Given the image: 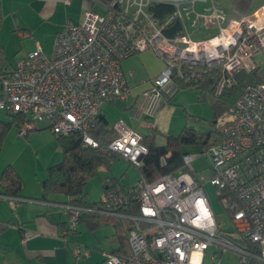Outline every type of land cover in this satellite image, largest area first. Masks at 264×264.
Segmentation results:
<instances>
[{"label": "built area", "instance_id": "obj_1", "mask_svg": "<svg viewBox=\"0 0 264 264\" xmlns=\"http://www.w3.org/2000/svg\"><path fill=\"white\" fill-rule=\"evenodd\" d=\"M150 1L111 0L104 13L87 7L78 23L68 21L58 32L51 55L37 43L14 66L0 68V108L23 117L20 136L46 121L55 134L80 130L86 144L100 148L90 129L105 101L127 98L130 87L122 63L144 49H153L165 62L143 93L150 98L151 115L183 65L222 67L229 76L218 83V92L234 83L236 72L259 67L264 16L252 24L251 16L231 18L215 2L203 11H197L193 1L176 2L173 14L160 24L146 9ZM173 19L181 21L183 30L165 36L162 29ZM199 26H217L219 33L195 40L193 29ZM229 113L221 140L205 152L211 183L225 202L232 230L220 231L205 186L195 176L193 161L198 154L187 153L183 167L187 170L179 173L153 181L141 177L127 187L106 181L102 202L85 210L130 220L131 255L111 252L101 264H221L226 252L238 256L237 262L228 264H264V78L247 83ZM113 128L109 147L139 165L148 153L143 136L123 120ZM56 205L68 214L70 229L75 230L81 208ZM133 209L137 211H128Z\"/></svg>", "mask_w": 264, "mask_h": 264}, {"label": "rangeland", "instance_id": "obj_2", "mask_svg": "<svg viewBox=\"0 0 264 264\" xmlns=\"http://www.w3.org/2000/svg\"><path fill=\"white\" fill-rule=\"evenodd\" d=\"M214 2L219 8L226 11L228 15L254 12L264 4V0H214ZM102 6L105 11L107 5L102 4ZM95 9L100 12L102 11L98 7H95ZM261 10L253 15L255 17L258 16V14L260 15ZM262 12L264 15V11ZM67 14V8L59 7L54 19L43 23L42 26L38 23L34 28L35 30L33 29V35L30 37H10L11 32L8 31V24L3 22L1 41L3 44H7V62L9 64L11 62L15 63L18 58L33 52L36 49L37 42L42 45L47 55H51L55 40L52 30H55L57 24L63 25V28L65 27L69 21ZM263 15L261 16L263 17ZM205 35L206 32L204 29H198L197 32L192 35V38L199 40L204 38ZM144 52L145 54L141 56V63L143 62L149 65L157 59V61L163 65V59L151 48L137 52L133 54V57ZM256 62L264 69L263 52L257 55ZM148 82V87H152L150 80ZM173 92V95L170 96L169 99H167V96L165 97L164 104L153 118L146 119L148 113L139 117L136 109L131 107L132 100L126 103V101L121 99V104L113 106V110L110 113V120L112 124L118 120L125 121L129 126L133 124L137 131L143 135L148 134L155 126H159L167 134L178 135L185 126L193 127L198 134L208 132L214 133L221 121L225 120V116H228V113H226L227 111H223L227 106L225 98L218 97L217 94L211 91L206 90L200 93L197 89L180 87L176 91L173 89ZM0 119L9 121L12 117L9 113L0 108ZM138 123L140 126L137 125ZM47 124L46 121L37 122L39 126H47ZM38 131L40 132V137L37 141L33 144H27L18 138H25V136H20L18 134L19 125L15 122L8 130L0 151V165L4 166L8 163H15L24 170L25 176L29 175L31 179H36L38 177L37 175H39L40 178H45L49 164L52 165L62 160L63 152L60 148L57 135L50 127L42 128ZM158 142L164 143L165 137H159ZM188 150L191 153L198 154L193 161L195 176L201 180L205 186L220 231L226 234L228 231L232 230L233 225L227 217L224 200L218 195L217 187L211 183V164L205 152L206 146L202 144H193L188 146ZM184 169L187 170V167ZM109 174L120 178L122 183L130 182L131 184H135L139 181V170L137 167L134 164H130L125 157L120 156L114 162L111 171L102 169L97 176H94L88 181L87 192L89 193L88 199L91 202L103 200L105 182L107 181L106 177ZM60 198H63V196H60ZM57 217V220H60L58 215ZM61 220L66 222L67 228H70L68 216L65 212ZM79 227L81 229L79 232L71 230L70 233L63 238L64 241L69 239L70 242L71 249L69 252L72 259L71 264H97L101 262L108 254L105 253L104 250H110L111 247L115 245V243L110 241V237L114 231L113 224L104 223L95 231H91L85 226ZM76 250H78V253H75ZM87 254L88 256L86 257L85 255ZM237 260V254L226 252L223 255L221 264H228L230 262L235 263Z\"/></svg>", "mask_w": 264, "mask_h": 264}, {"label": "trees", "instance_id": "obj_3", "mask_svg": "<svg viewBox=\"0 0 264 264\" xmlns=\"http://www.w3.org/2000/svg\"><path fill=\"white\" fill-rule=\"evenodd\" d=\"M102 1L108 6L111 0ZM146 9L154 20L162 24L173 14L175 5L168 1L151 0ZM2 22L3 12L0 1V31ZM162 30L165 36L173 37L182 32L183 25L179 19H173ZM15 64L16 62H11L10 64L7 62V57L0 45V68L12 67ZM228 76L229 73L220 66L209 67L201 63L193 66L183 65L181 73H174L173 85L175 91L180 87L197 89L200 93L206 90L211 91L217 94L218 97L225 98L227 106L223 111H227L228 116H225V120L221 121L214 133L198 134L193 127L185 126L180 134L173 135L165 133L159 127H153L148 134L142 135L143 142L148 147V153L141 157L139 165L127 159L130 164H134L139 170V179L144 177L147 181H153L163 175L179 173L184 167V155L191 153L188 150V146L202 144L207 148L219 143L223 126L231 120L230 107L241 96L243 88L247 83L256 82L264 78V69L259 66L251 71L241 70L236 72L233 75L234 83L224 86L221 92H218V83L223 77ZM9 114L12 117L11 120L5 121L0 119V151L8 130L15 122L20 124L23 120V117L20 115ZM113 125L109 123L102 113L96 125L90 129V134L100 142V148L86 144L83 139V133L80 130L73 131L67 135L56 134L63 157L58 163L52 164L47 168L46 177L41 180L42 195L40 199L54 204V206L56 204L67 203L80 207L79 223L84 222L91 230H95L103 223L112 221L114 225V238L119 244L118 248L113 250L112 253L127 256L131 255L129 231L132 222L128 219L106 216L85 210L99 206L102 202V200L91 202L88 199V181L97 176L102 169L111 171L114 162L121 156L109 147L115 136ZM161 136L165 137L164 143L158 142V138ZM106 179L119 184L118 179L111 174L107 175ZM22 191L23 183L20 173L14 165L7 164L0 174V195L8 196L14 200L21 199L23 198ZM60 196H63V198H60ZM59 209L64 213L61 208ZM128 211L136 212L137 209ZM59 221L61 220H58V224L60 223ZM4 227L5 225L0 223V230L4 229ZM77 228L72 231H76ZM70 231L71 229L66 227L63 230L64 236L69 234Z\"/></svg>", "mask_w": 264, "mask_h": 264}, {"label": "crops", "instance_id": "obj_4", "mask_svg": "<svg viewBox=\"0 0 264 264\" xmlns=\"http://www.w3.org/2000/svg\"><path fill=\"white\" fill-rule=\"evenodd\" d=\"M0 1L2 5L3 22L5 24H8V28L10 29H8V31L11 32L10 37L12 36L13 38L32 36L33 29L37 26V24L39 23V25L42 26L43 23L54 19L59 7L67 8L69 21L75 23H78L80 21L81 13L83 9L87 7H91L99 13L105 12L102 6V4H104L102 0H69V2H67V0ZM163 1L172 3H190L193 1L195 9L197 11H203L206 7H209L212 2H214V0ZM95 7H98L102 11L100 12L96 10ZM262 8H264V4H262L254 12H245L228 16L237 19H240L241 17H249L254 13H257ZM62 29L63 25L57 24L55 26V30H52L54 37H56L58 32ZM198 29H204L206 32L205 37L199 40L209 39L219 33V27L217 26L206 28L199 26L193 29V34H195ZM1 33L2 30L0 31V45L5 56L8 57L6 55L8 50L6 46L7 44H3V42L1 41ZM144 54L145 52L140 55H136V57H133V55H131L122 63L130 87L129 95L126 99L122 100L126 101V103L132 100L131 107L136 109L139 117H141L143 114L146 115V113H148V111L150 110V98L143 97V93L151 88L148 87V81L150 80L153 85V79L157 75H159L165 68V62L163 63V65H161L159 61H157V59L155 60V62H152L149 65H146L143 62L141 63V56ZM173 89L174 85L171 84L165 89V94L163 95H165V97L167 96V99H169L170 96H172L174 93ZM122 100L121 98H115L107 100L102 104V113L105 115L110 124H112L110 120V113L113 110V106H118L119 104H121ZM163 104L164 103H162V105ZM160 107L155 111V113H153L152 116H150V114L148 113L146 119L153 118ZM137 125L140 126L139 123ZM133 126L134 125L132 124V126L130 127L137 131L135 126ZM46 127H50L49 123L47 124V126L36 125V128L28 131V133L25 135V138H18H20V140H23L27 144H33L40 137V132L38 130ZM159 129L161 128L159 127ZM8 164L14 165L22 177L23 198L14 200L13 198H10L8 196L0 195V223L5 225L4 229L0 230V264H71L72 259L69 252V250L71 249L70 242L69 239L65 241L63 239L66 237L63 234V230L66 228V222L61 220L63 218V213H60L61 211L56 205L54 206V204L40 199L42 195L41 180L44 178H40L39 175H37L38 177L36 179H31L29 175L25 176L24 170H22V168H20L18 164ZM6 165H0V174ZM117 179L119 181V185H121L122 187L134 185L130 182L122 183L120 178ZM57 215L61 220L59 221V224ZM106 223L113 224L112 221ZM79 226H85L88 228V226L84 222H81ZM79 226L76 230L78 232L81 230ZM95 230H97V228ZM110 241L115 243V245L112 246L110 250H104L105 253L112 252L119 246L116 239L114 238V231L112 236L110 237ZM85 256L87 257L88 254ZM104 260L105 258L97 264H101Z\"/></svg>", "mask_w": 264, "mask_h": 264}, {"label": "bare ground", "instance_id": "obj_5", "mask_svg": "<svg viewBox=\"0 0 264 264\" xmlns=\"http://www.w3.org/2000/svg\"><path fill=\"white\" fill-rule=\"evenodd\" d=\"M262 11H264V8L261 10V14L259 15L258 14V16H254V15H252L251 17H249V21H250V23H255V21L258 19V18H261L262 16L261 15H263V12Z\"/></svg>", "mask_w": 264, "mask_h": 264}, {"label": "water", "instance_id": "obj_6", "mask_svg": "<svg viewBox=\"0 0 264 264\" xmlns=\"http://www.w3.org/2000/svg\"><path fill=\"white\" fill-rule=\"evenodd\" d=\"M153 115V114H152ZM151 114H150V116H152Z\"/></svg>", "mask_w": 264, "mask_h": 264}]
</instances>
